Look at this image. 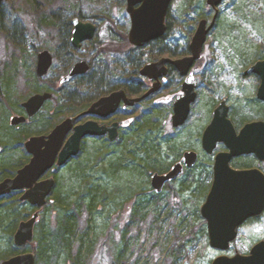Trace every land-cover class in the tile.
<instances>
[{
  "label": "rangeland",
  "instance_id": "obj_1",
  "mask_svg": "<svg viewBox=\"0 0 264 264\" xmlns=\"http://www.w3.org/2000/svg\"><path fill=\"white\" fill-rule=\"evenodd\" d=\"M32 1L37 12L25 0H9L3 4L0 12V103L3 105L6 99L15 107L17 100L28 97L29 85L35 84L36 59L41 50L48 49L55 55V67L46 78V83L55 81L54 85H57L56 78L61 74L64 57L57 50L56 43L58 38L65 37L60 35L64 27L63 32L69 31L68 25H64L68 20L78 17L96 25L99 38L104 40H108L110 31L112 36L119 38L120 34L128 35L131 28L127 0ZM219 11L216 28L209 36L203 60L197 66L201 70L198 98L192 106L189 120L184 128L171 133L172 109L169 105L162 106L164 118L159 124L152 123L154 129L148 134L144 145L145 150L149 148L152 153L150 165L145 164L146 154L142 153L139 156L140 161L144 160L141 167L132 166L128 161L123 169L114 165L113 168L107 167L111 161L105 160L104 153L95 151L97 148L89 143L84 154L58 174L55 197L59 195L57 199L69 204L71 210L76 211L73 204L80 197H84L87 204L96 198L99 203L93 212L86 208L85 213L83 210L79 215L74 212L79 220L71 251L75 255L82 249L81 264H212L219 256L233 257L236 253L249 255L253 246L264 240L263 215L239 229L238 237L228 251L215 250L209 244L207 224L201 216L206 192L213 180L214 155L202 151L200 143L204 129L212 120L213 110L226 99L237 121L260 119L259 111L254 109L255 80L252 77L244 78L242 74L259 56L264 55V0H226ZM213 14L206 0H173L170 8L172 31L166 39L165 49L170 48L178 55L186 54L189 29L194 27L195 31L203 19L210 23ZM42 17L46 20L40 26ZM109 27L115 32L109 31ZM5 33L8 39H5ZM152 47L145 53L156 54L158 47ZM91 54L88 48H84L76 55L88 60ZM151 55L146 58L150 59ZM120 57L110 56L106 60L111 64L122 60ZM162 57L173 58L162 54L155 60ZM37 84L42 85L41 82ZM74 87V83L66 86L70 90ZM55 110L57 104L49 108L50 113ZM8 112L6 109V115ZM50 116L44 120L47 126L51 122ZM39 123L44 124L42 121ZM131 134L134 133L128 131V135ZM128 141V151L131 147L135 149V138L131 136ZM191 148L200 154L198 168L170 184L169 190L156 198L149 185L151 174L168 169L185 150ZM220 151L222 148L219 146L216 153ZM21 158L28 162L25 151L2 152L0 164L11 166ZM112 163H115L114 157ZM30 207L21 210L25 216L29 214V218L35 211ZM64 214L65 210L48 203L34 242L24 251L34 253V250H38L40 240L45 241L44 229L58 236L56 232ZM3 228H0V256L9 244ZM124 233V242L121 238L116 239L124 236ZM81 237H86L83 246ZM61 238L62 235L54 237L55 243L50 247L47 244L45 258L39 262L36 259V264H66L67 253ZM103 244L105 252H100Z\"/></svg>",
  "mask_w": 264,
  "mask_h": 264
},
{
  "label": "water",
  "instance_id": "obj_2",
  "mask_svg": "<svg viewBox=\"0 0 264 264\" xmlns=\"http://www.w3.org/2000/svg\"><path fill=\"white\" fill-rule=\"evenodd\" d=\"M9 0H0L2 5ZM225 0H206V5L214 10L215 14L209 23L201 20L196 28L190 43V55L181 59L172 60L162 58L158 62L145 65L141 75L149 79L159 80L167 75V64L172 65L186 77L182 91L184 95L177 99L174 105L172 125L174 128L183 126L189 119L191 107L197 99V78L191 69L202 57L209 34L214 29L219 8ZM173 0H127V12L131 18L129 42L131 45L142 48L161 39L167 32V15ZM72 44L80 48L81 44L95 38L97 28L92 23H84L74 19ZM53 64V56L48 51H42L38 55L36 73L38 77L48 74ZM90 66L86 61H80L74 65L67 76L61 80L65 84L79 75L88 73ZM257 74L261 77V86L258 99L264 101V60L249 67L244 76ZM160 83L141 98L130 99L124 91H117L94 103L85 115L108 116L114 114L121 103L134 106L148 97L154 95L160 89ZM52 99L49 93L36 95L29 99L24 108L30 117L40 111L43 105ZM26 121L25 117L12 119L13 125H19ZM76 119L69 118L58 125L50 135L29 139L25 143V149L32 155V159L20 168L14 177L5 178L0 182V199L8 197L16 192H24L20 197L21 202H27L38 210L30 218L22 221L13 237L14 246L25 249L31 245L35 238V228L40 218V213L51 197L56 186L55 179H42L55 165L64 166L71 158L76 157L80 151L81 140L87 136L104 134L97 132V124L87 122L74 129V134L61 150L65 136L71 131ZM115 124L109 128L111 140L117 137ZM218 144H224L227 152L216 154L213 165V181L201 208V216L206 221L209 244L218 251H228L231 244L236 241L239 229L245 223L259 217L264 212V173L258 169L237 171L231 168L230 162L234 157L241 155H255L264 162V122L247 124L238 134L233 123L228 119V107L222 102L214 111L211 123L203 133L202 146L206 154L213 155ZM61 150V151H60ZM198 161V154L193 151L184 153L182 160L174 164L166 174L154 173L151 177V186L156 193H161L166 184L174 181L181 175L185 168H193ZM2 264H36V255L33 252H25L15 255ZM212 264H264V240L253 246L249 255L238 253L233 257L219 256Z\"/></svg>",
  "mask_w": 264,
  "mask_h": 264
},
{
  "label": "flooded vegetation",
  "instance_id": "obj_3",
  "mask_svg": "<svg viewBox=\"0 0 264 264\" xmlns=\"http://www.w3.org/2000/svg\"><path fill=\"white\" fill-rule=\"evenodd\" d=\"M226 1V0H225ZM224 1V2H225ZM172 5V4H171ZM223 5V4H222ZM171 8V7H170ZM221 8V7H220ZM219 8V10H220ZM211 9V8H210ZM212 10V9H211ZM213 13L215 14L214 10H212ZM1 12V11H0ZM170 12V9H169ZM168 12V15H169ZM213 14V15H214ZM168 15H167V23H168ZM219 15H220V11H219ZM130 16V15H129ZM79 19L82 22L86 23L85 21H83L82 19L75 17L71 20V29H70V36L67 37H61L58 38V42L56 43L58 45L57 50L60 51L63 54V61H64V65L61 69V74H59V76L56 78L57 79V85L55 84V81H53L51 84L46 83V78L49 76V74L51 73L52 69L55 67V55L48 49H44L41 50L38 54H37V59H36V66H35V75H34V83L32 85H29L28 87V97L22 101L17 100V102L15 103V107L11 106V101L8 103L7 100L4 102V106L2 103H0V125L2 122V108H5L7 110H9L8 115L3 116V122L5 124H7L8 128L10 129V134L11 135H19L22 134L23 136L21 137L22 140L18 143L15 144L13 146H10V150L12 151H25V153L28 155L29 159L27 160L29 163L30 160L32 159V155H30L27 150L25 149V143L33 138V137H39V136H48L51 134V132L61 123H63L65 120L69 119V118H75L76 121L71 129V131H69V133H67V135L65 136V139L63 141L61 150L64 149V147L66 146L68 140L71 138V136L74 134V129L78 126H82L84 124H86L87 122H94L97 124V132H105L104 134H97V135H92V136H87L85 138H83L81 140L80 143V151L78 153V155L76 157L71 158L64 166L62 167H58L57 165H55L53 167V169H51L42 179H40L39 181H43V180H47L49 178H53L55 179L56 182V186L53 189V192L51 194V197L48 198L47 203H51L53 204L57 197H55V190L57 188L58 185V174L61 173L62 170H64L65 168H67L69 165H71V163L76 160L77 158H80L86 149V145L91 143L92 145H94L93 147H96L97 149H95V151L99 150V152L104 153V158L105 160H110V164L107 166H111L113 168V157L114 154L116 153V149L115 148H120V146H122V149L125 150L126 153H128L129 150V139L132 137H134L135 139L137 138V132H140L139 134V138H144L145 137V132L141 131L142 126L139 125L136 128H133L137 122H141L144 121V119L146 118V115L149 114L150 112H152V110L157 109L158 112H162V106H166L169 105L172 109V116H171V120H170V128L169 131H171V133L173 131L176 132V130L180 129V128H184L185 125L187 124V122L178 128H174L172 125V117L174 115V105L177 101L178 98L182 97L184 95L182 88H183V84L186 80V77H182L180 75V72L175 69L172 65L167 64V75L161 77L159 80H155V79H149L148 77H144L141 75V71L143 69V67L149 63L152 62H158L160 61L162 57L160 59H156L154 61H151L147 64H145L140 70L138 71H132L133 73H137L135 74V76L130 79L129 77V71H126V74L124 75V77H122V81L123 83H128L130 80L140 83V87L138 90L134 91L133 93H129L127 90H125L124 88H120L117 90H114V75L111 73L105 74V70L104 69H97V67L101 64L99 61L100 56L97 55V50L94 49L96 48L95 46V41L98 40V28H97V34L95 36L94 39L89 40V41H85L81 44L80 48H75L72 44V33H73V20L74 19ZM219 19V16H218ZM217 19V22H218ZM130 22H131V18H130ZM216 22V25H217ZM88 23V22H87ZM216 25L214 27V29L211 31V33L209 34V36L212 34V32L215 30ZM197 28V27H196ZM131 29V28H130ZM196 31V29H195ZM194 31V33H195ZM130 32V30H129ZM167 32H168V24H167ZM166 32V34H167ZM165 34V35H166ZM165 35L163 37H165ZM194 36V34H193ZM112 38L114 36H112V33L110 32V35L107 38ZM128 37V42H129V33L127 35ZM162 37V38H163ZM161 38V39H162ZM193 38V37H192ZM191 38V40H192ZM209 39V37H208ZM101 41H105L104 39H100ZM160 40V39H159ZM191 40L189 42V53H186L184 55H178V56H174L172 54H168L171 55L173 58H169L172 60H177V59H181L183 57L189 56L190 55V43ZM158 41V40H157ZM156 42V41H155ZM153 42V43H155ZM208 42V40H207ZM130 44V42H129ZM152 44V43H151ZM131 45V44H130ZM150 45V44H148ZM142 48H137L133 45V47L137 48V49H143L146 46ZM207 45V43H206ZM205 45V48H206ZM84 48H88L89 52H92L90 59H85V58H79L77 57L78 55L77 52L82 51ZM205 48L203 51V54L205 52ZM48 50L52 56H53V64L48 72L47 75H45L44 77H38L37 73H36V69H37V63H38V55L42 52ZM187 52V51H186ZM203 54L202 57L199 61H197L195 63V65L193 66V68L191 69V72H194L195 77L197 78V89H196V93L197 90L199 88V74H201V70L197 69V66L201 63V61L203 60ZM112 56V55H111ZM123 58L128 57V55H122ZM264 60V55L259 56L257 58V60L252 64L254 65L255 63L259 62V61H263ZM80 61H86L89 66H90V70L88 73L83 74V75H79L77 77H75L74 79H72L71 81L65 83V84H61V80L68 75V73L70 72L71 68L76 65L77 63H79ZM102 62V61H101ZM100 63V64H99ZM103 63V62H102ZM99 64V65H98ZM94 69V70H93ZM249 69V68H248ZM246 69L242 76L244 78L246 77H252L255 80V85H256V93H255V98H254V104H255V110L259 111L260 114V119H256V120H252V121H248V122H243V121H237L236 118H234V112H233V108L231 105H228V102L226 99L222 100L218 106L222 103L225 102L226 106L228 107V119L233 123L236 132L239 134L241 132V130L250 123L253 122H264V101H261L258 99V92H259V88L261 86V77L258 76L257 74H251L249 76H244V73L248 70ZM94 71V72H93ZM92 72V75L94 73V77L91 78L92 84H91V90L94 91L93 97H89L88 91L86 93V91L84 90L85 86V82L89 80V74ZM37 82H41L42 85L37 84ZM160 83V89L158 92H156L154 95L148 97L147 99L143 100L140 103H136L134 106H127L125 105L124 102L121 103L120 107L118 108V110L112 114V115H108V116H98V115H85V113L89 110V108L96 103L97 101L101 100L102 98H105L107 96H110L111 94H113L114 92L117 91H124L125 94L127 95L128 98L130 99H137V98H141L142 96H144L146 93H148L156 83ZM74 83L75 87L73 90H70L69 88H66V86H68L69 84ZM99 84V85H98ZM53 85V86H51ZM98 86L103 87V91L102 92H95V90L98 88ZM69 89V90H67ZM49 93L52 95V99L47 101L43 107L40 109V111L38 113H36L34 116L30 117L28 115V111L24 108V104L31 99L32 97L36 96V95H43ZM91 98V99H90ZM197 98H198V94H197ZM88 99H90L89 101H87ZM197 100V99H196ZM9 101V100H8ZM87 101V102H86ZM54 104H57V110L53 111L50 113L49 108L51 106H54ZM76 106L77 109L76 110H70L68 108H66V106ZM193 106V105H192ZM217 106V107H218ZM216 107V108H217ZM215 108V109H216ZM148 109V110H146ZM192 109V107H191ZM215 109L212 112V119H213V113L215 111ZM68 110V111H66ZM146 110V111H144ZM6 112V110L4 111ZM57 113V115H56ZM49 114L51 122L49 123V126L46 125V121L44 123V120H47ZM53 114H55V118L53 117ZM191 114V113H190ZM15 117H25L26 121L24 123H21L19 125H13L12 124V119ZM190 117V116H189ZM162 117H158V118H154L153 122L159 124L161 121ZM42 121L44 124L41 125L39 122ZM212 121V120H211ZM211 123V122H210ZM209 123V124H210ZM117 124V137L115 140H111V134L114 135V132L112 130V133L110 132L109 128L113 127V125ZM143 124V123H142ZM36 125H38L39 127H37ZM55 125V126H53ZM53 126V127H52ZM143 129V128H142ZM206 129V128H205ZM204 129V131H205ZM128 131L129 132H133L134 134L128 135ZM203 131V133H204ZM0 132H1V126H0ZM124 133L126 134L124 136ZM203 133L201 135V149L202 151H204L203 146H202V139H203ZM145 139V138H144ZM24 141V142H23ZM199 144V145H200ZM222 148V151L220 152H227V148L225 147L224 144H218V147ZM9 149V148H8ZM6 150V148H3L2 145H0V153L4 152ZM60 150V151H61ZM189 151H193L195 152V150H193V148L189 149V150H185L184 153L189 152ZM217 151V149H216ZM213 154L214 155V160H215V156L216 154L220 153L217 152ZM205 152V151H204ZM184 153L181 155L180 158L176 159L172 165L168 168L165 169L164 171L160 172L159 174H166L168 173L172 166L178 162H180L182 160V157L184 155ZM196 153L198 154V161L197 164L191 168H185L183 173L181 175H179V177H177L174 181L168 183L165 185L163 191L161 193H156L151 186V177L152 174L150 176V181H149V185L151 187L152 192L155 194L154 196L156 198L162 196V194H164L165 192H167L169 190V185L172 183H176L178 181V179L182 176H184L185 174H188L190 172H193L194 170H196L199 166L200 163V154L199 152L196 151ZM206 153V152H205ZM208 155V154H207ZM212 156V155H210ZM26 163V164H27ZM125 166V164H123ZM214 165V163H213ZM230 166L231 168H233L234 170L237 171H247V170H253V169H258L260 170L262 173H264V162L260 161L255 155L250 154V155H241L238 157H234L231 162H230ZM120 167V166H117ZM120 168H124L123 166H121ZM213 169V166H212ZM18 171V170H17ZM16 171V173H17ZM157 173V172H156ZM213 181V180H212ZM209 190H207L206 194H209ZM24 192H16L14 194H19V196L21 197L23 195ZM206 195V197H207ZM33 210H35L34 212H36L38 209L36 207H33ZM264 212L262 215H260L259 217L263 216ZM259 217H254L250 220L259 218ZM250 220H248L247 222H249ZM246 222V223H247ZM245 223V224H246ZM244 226V225H243Z\"/></svg>",
  "mask_w": 264,
  "mask_h": 264
},
{
  "label": "trees",
  "instance_id": "obj_4",
  "mask_svg": "<svg viewBox=\"0 0 264 264\" xmlns=\"http://www.w3.org/2000/svg\"><path fill=\"white\" fill-rule=\"evenodd\" d=\"M74 1H76V0H74ZM25 2L28 5H31L35 9V6H34V3L32 0H25ZM34 11L37 12V9H35ZM45 20H46L45 17L41 18L40 26L44 25ZM0 24H1V21H0ZM167 24H168V32L165 35V37L156 41L155 43H152V44L146 46L143 49H137V48L131 46L128 42V37L126 34H120L118 36L119 38H116V37L111 38L110 37V38H108V40H105V41L99 40V37H98V40H96L94 43L96 46V48H94V49L97 50V55L100 56V59L97 61H99L101 64L100 63H99L100 65L98 64L99 66L97 67V69H99V70L104 69L105 74H107V75H108V73L112 72V74L114 75V82H113L114 90L124 88L129 93H133L134 91L139 89L140 83L134 82L132 80H130L128 83H125V82L123 83L122 77H124V75L126 74V71H129V77H130V79H132L135 76V74H137V73H133L132 71L140 70L145 64H147L151 61H154L158 55L172 54L174 56H178V52L171 51L170 48H168V49L166 48L167 50L165 49L166 39H167L168 35L170 34V32L172 31V25L170 24V12L168 15V23ZM64 25H66V26L68 25L69 31L63 32V30L65 28L64 27L62 30V33L60 35L69 37L70 36V29H71V21L68 20V23L67 24L64 23ZM108 30L109 31L113 30L115 32V29H113L112 27H109ZM189 31L190 32H189L188 40L186 41L187 53H189V47H188L189 38L191 36V33L194 31V27L189 29ZM7 37H8V34L5 33V39H8ZM9 37H10V34H9ZM152 46L158 47L157 50L158 49L159 50L156 51V54H155V52H152L155 55H151L152 54L151 52L145 53V51H147V49H150ZM111 55L117 56V57H120L122 55H128V57H125V58L120 57V59H122V60L118 59V60L114 61V63L109 64V62H107L106 59L108 57H110ZM148 55L149 56L151 55L150 59L146 58V56H148ZM93 75H94V73H93ZM93 75L91 72L88 75L89 80L86 81L84 84V86H85L84 90L86 91V89H87L89 97H93V94H94V91L91 90V88H90L91 84H92L91 78L94 77ZM103 90H104L103 87L98 86V88L95 90V92L99 93V92H102ZM87 91H86V93H87ZM7 94H9V93H7ZM90 99H88L87 101H89ZM4 101H6V99ZM66 108H68L70 110H73V109L76 110L77 109V107L73 106V105L70 107L66 106ZM5 110H6L5 108H2V112H1L2 122L0 125L1 126L0 145H2L3 148H6V150L4 152H6V151L8 152V151H10V146L18 144L22 140L21 137L23 135L22 134H19V135H16V134L11 135L10 134V129L8 128L7 124H5L3 122V116L5 115V112H4ZM66 111H68V110H66ZM162 115H163V111L158 112L157 109H154V110H152V112H150L149 114L146 115V118L144 119V121L141 120V122L137 123V125H135V127H133V128H136L139 125H141L143 128V129L141 128V131L145 132L144 133L145 139L139 138L140 132H137V136H136L137 138L135 139L136 140V148L135 149H132V147H131V150L128 151V153H126L125 150L122 149V146H120V148H115L116 149L115 150L116 153L114 154L115 163L114 164L112 163L114 165V167L123 166L125 168V166L123 164H126L128 161L130 163V165L137 166V168H138V167H141V165H143L142 162H144V160L146 161L145 162L146 165H150L149 161L151 160V154L152 153L150 152L149 148H147V150H145L144 145L148 139V134H150V132L152 133V130L154 129L153 124H152L153 119L155 117L156 118L162 117ZM162 118H164V117H162ZM142 153L146 154V157L144 160L140 161L139 156ZM24 162L26 164L25 159L21 158V159H19V161L12 164L11 166H3V164L2 165L0 164V182L2 180H4L5 178L13 177L15 175V171H16L14 169L18 170V169L22 168L25 165ZM146 165H144V166H146ZM150 170H154L155 172L158 171V169H154V168H151ZM115 172L118 173L119 170L116 169ZM188 187L189 186H187V188ZM57 196H59V195H57ZM19 198H20L19 194H12L11 196L4 197V198L0 199V228L4 227L3 229L6 231V235L8 237V241H9V244L6 248V251L0 256L2 262H4L5 260H7V259H9L15 255H18V254L25 252L24 249L16 248L14 246V241H13L14 234H15L19 224L23 220H26L27 218H29V214L28 215L26 214L27 216H25V214H23L21 212L22 209H29V204L27 202H21ZM97 204H99V203H97V198H96V200L94 199L89 204H87L85 202V198L80 197L73 204V206H76L75 207L76 211H74V210H71L72 208L69 204L65 203V201H63V200H59V198H58L56 200V202L53 203V206H57L59 209L61 208V210H65V214L62 216V219L60 221L61 226L59 228V231L56 232L58 236L51 235L49 229L48 230L46 229L47 232H45V229H44L43 232L45 234V241H44V239L40 240V246L38 247V250H34V253H36L35 255H36V259L38 260V262H39V260H42L45 258L46 254H47L48 246L50 247V245L52 243L53 244L55 243L54 237L59 238V235H62L61 240L64 242L62 246H63V249L67 253V259L65 260V263L68 264V262H71L70 264H81V260H82V252L81 251H82V249H80L75 255L72 254V251H71L72 238L76 237V228L78 227V220H79V217H77L74 214L77 212V215H79L80 214L79 212H81L82 210H83L82 212L85 213L86 209H88L90 212H93L96 210L97 206H99ZM50 205H51V203H50ZM84 208H86V209L84 210ZM31 210L33 211V208H31ZM70 210H71V212H70ZM44 211H45V208L40 213V218H39V221H38L36 228H35V235H36L37 228L40 226L41 216L44 213ZM33 213H34V211L32 212V215H33ZM51 223H53V221ZM126 230H127V226H126ZM123 235L124 236H122V237H119V236L116 237V239L121 238L122 241L124 242V240L126 239V234L124 233ZM43 237H44V235H43ZM80 239H81V244L83 246L84 245L83 239H86V237L85 238L81 237ZM34 240H35V238H34ZM47 244H48V246H47ZM97 248H99V246ZM100 248L102 250L100 252H105L103 250V249H106L105 244H103V246H101ZM2 262H1V264H2Z\"/></svg>",
  "mask_w": 264,
  "mask_h": 264
}]
</instances>
